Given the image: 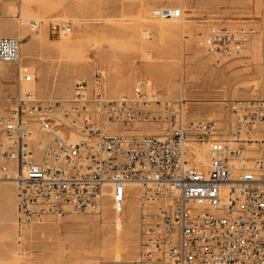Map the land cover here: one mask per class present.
I'll return each mask as SVG.
<instances>
[{
  "label": "built area",
  "instance_id": "built-area-1",
  "mask_svg": "<svg viewBox=\"0 0 264 264\" xmlns=\"http://www.w3.org/2000/svg\"><path fill=\"white\" fill-rule=\"evenodd\" d=\"M181 13L180 8H165L160 16L179 18ZM70 28L69 22H50L48 32L59 37ZM249 30L212 27L208 52H239ZM261 55L264 64V25ZM19 62L20 40L0 36V63ZM20 67L18 79L21 75L25 82L33 81L34 75ZM100 78L96 71L98 86L92 88L76 81L67 101L19 96L11 111L0 115V183L14 185L17 224L99 211L105 189H110L113 212L120 214L134 185L137 256L118 263L264 264V155L249 159L241 143L230 148L228 136L211 120L183 122L144 79L130 93L108 98ZM237 105L242 119L234 108L231 134L236 142L252 124L264 121V100ZM162 123L160 133L111 130ZM71 133L82 138L70 141ZM189 141L207 144V171L188 165L184 143ZM10 167L14 175L8 174Z\"/></svg>",
  "mask_w": 264,
  "mask_h": 264
},
{
  "label": "rangeland",
  "instance_id": "rangeland-1",
  "mask_svg": "<svg viewBox=\"0 0 264 264\" xmlns=\"http://www.w3.org/2000/svg\"><path fill=\"white\" fill-rule=\"evenodd\" d=\"M75 5L76 0H0V36L20 35L22 44L40 38L20 54L34 75L36 98L71 97L75 80L93 87L96 71L109 96L130 92L135 80L142 78L170 101V109L182 106L187 121L211 120L232 137L237 104L264 95L260 64L264 0H78L77 11ZM165 8H180L181 16L165 19L160 16ZM34 16L43 22L39 30L30 31L27 24L36 20ZM50 22L70 23L67 42L62 34L49 35ZM215 24L251 28L253 49L249 51L247 44L230 55L209 53L207 33ZM16 68L0 63V114L9 113L24 92ZM257 126L263 136L264 121ZM153 128L143 124L114 130L155 133ZM240 137L237 142L243 147L264 142L263 137L261 141L247 140V134ZM5 187L6 197L11 186ZM135 194L129 190L121 231L114 227L108 196L99 212L66 213L25 228L15 223L13 258L3 254L12 240L4 237L0 224V264H121L115 257L132 259L139 242Z\"/></svg>",
  "mask_w": 264,
  "mask_h": 264
},
{
  "label": "bare ground",
  "instance_id": "bare-ground-1",
  "mask_svg": "<svg viewBox=\"0 0 264 264\" xmlns=\"http://www.w3.org/2000/svg\"><path fill=\"white\" fill-rule=\"evenodd\" d=\"M161 10H163V9H161ZM18 17V16H17ZM163 18H165V19H178V18H172V17H163ZM20 20V19H19ZM28 20V19H27ZM37 20V19H36ZM36 20H30L29 22H28V28H29V30L30 31H37V30H39V26H41V23L43 22V21H36ZM32 22H35L36 23V25H35V27H32ZM262 25V28H263V25H264V22L261 24ZM212 27H214V28H216V27H219V25H217V24H215V25H211L210 27H209V29H211ZM227 27V26H226ZM262 28H261V30H262ZM209 29H208V33H209ZM261 30H260V35H261ZM70 31V30H69ZM69 31H67L66 33H62V37H63V39L65 38L66 39V42H67V40L69 39V34L67 35V33H69ZM249 32H250V35H249V37H248V41L244 44V46L245 45H247V44H250V46L248 47V50L250 51V50H252L253 49V45H252V43H253V36H254V31L253 30H249ZM208 33H207V39H206V43H208ZM19 36V38H20V35H18ZM12 37H15V36H12ZM15 38H17V37H15ZM19 38H17V39H19ZM244 46H243V48H244ZM59 47V46H58ZM247 50V49H246ZM22 51H23V44L22 43H20V54L22 53ZM240 51H242V49L240 50ZM239 51V52H240ZM228 53V52H227ZM238 53V52H237ZM250 53V52H249ZM219 53H217V55H218ZM226 55H230V54H226ZM260 64H261V66H262V68H263V72H264V64H263V62H262V55H261V36H260ZM20 67L21 69H25L26 71H29V68L27 67V66H25L23 63H22V59H21V55H20V62L18 63V65H17V67ZM32 74V73H31ZM33 75V74H32ZM22 76L20 75V81L19 82H23V83H21V87H23L22 89L24 90V92H22L21 94H22V96H24V95H26V94H29V97H35V95L34 94H36L35 93V87H34V80H33V82H25L22 78H21ZM263 77H264V74H263ZM138 79H142V78H138ZM138 79H136L135 80V82L134 83H136V81L138 80ZM145 80V79H144ZM76 81H79V80H75V82ZM93 87H96V85H97V83H95V81L93 80ZM145 82H146V84L147 85H150L151 86V84H150V82L149 81H146L145 80ZM101 83V82H100ZM89 86V85H88ZM98 86V85H97ZM101 86H102V83H101ZM103 87V86H102ZM89 88H92V87H89ZM132 90V89H131ZM131 90H130V92H131ZM103 91H104V93H105V95L108 97V98H117V97H119V96H121V95H123V94H126V93H121V94H119V95H116V96H109L108 94H107V92H105V90H104V87H103ZM130 92H128V93H130ZM69 99V97L68 98H62L61 100L62 101H67ZM183 99V98H182ZM181 99V100H182ZM262 100H264V95H262ZM162 101H167V102H169L170 103V101L168 100V99H162ZM239 104V103H238ZM238 107V105L236 106V108ZM237 110L239 111V112H237V116L239 117V120H241L242 119V117L240 116V111H241V109L240 108H237ZM175 111H176V113L178 114V116L180 117V119L183 121V122H185L186 121V119H185V117H184V111H183V107L182 106H180V108H176L175 109ZM0 115H4V114H0ZM235 117H236V115H235ZM241 118V119H240ZM134 125H142V124H134ZM148 125V124H147ZM150 125V124H149ZM152 127H155V128H153V130H154V132L155 133H160V132H162L163 130H164V127H165V123H162V125L161 126H158V125H151ZM36 129V128H35ZM219 129V128H218ZM111 130H114V128L112 127L111 128ZM219 130H221V129H219ZM240 130H242V132H245L246 130H243L242 128L240 129ZM257 130H258V132H257ZM36 133H38L36 130H34ZM114 131H116V130H114ZM222 131V130H221ZM243 135H245V133H243ZM36 137H37V135H36ZM261 137H263L264 138V135L263 136H261L260 135V131H259V126H257V124H252V131H250L249 133H247V139H250V140H255V139H257V140H261L262 138ZM68 138H69V140L70 141H78V140H80L82 137L80 136V135H78V134H74V133H71L69 136H68ZM228 140H229V142H228V146L230 147V148H235L236 146H238L239 144H238V142H236L235 141V139L233 138V137H228ZM260 146V147H259ZM262 148H264V142L263 143H246L245 144V146H244V149H243V155H245L246 157H248L249 159H254V158H259V157H261L262 155H264V150L262 149ZM184 149H185V158L188 160V165H192V166H194L198 171H203V172H205V171H207V169H208V167H209V164H210V159H209V155H208V146H207V144H205V143H200V142H196V141H189V142H186V143H184ZM0 164H1V159H0ZM8 174L10 175H14V170H12L11 169V167H10V169H9V172H8ZM3 185H9V186H13L14 187V185H13V183L11 182V181H4V182H2V183H0V186H3ZM129 189H132L133 190V192L134 191H136V194H135V197L137 198V200H138V189H137V187L136 186H130V188ZM108 190V191H107ZM104 197H106V196H108L109 198H110V189H105L104 190ZM104 197L103 198H101L102 199V206L100 207V211L102 210V208H103V205H104ZM111 209H112V207H111ZM91 212V211H90ZM99 212V211H98ZM73 214H78L77 212H72ZM93 213H95V212H93ZM97 213V212H96ZM114 213V217H113V224H114V227H115V229L116 230H118V231H121L122 230V223H123V217H122V213H120V214H118V213H115V212H113ZM69 214V213H68ZM45 218H48V217H45ZM44 218V219H45ZM56 218H59V217H56ZM138 218H139V204H138ZM42 222V221H41ZM134 222V221H133ZM133 222L131 223V224H133ZM15 223H16V225L19 227V228H25L26 226H19L18 224H17V220H16V217H15ZM102 223H103V221H102ZM112 224V223H111ZM31 225V224H30ZM137 251H138V249H137ZM137 256V253H136V255L132 258V259H134L135 257ZM132 259H130V260H132ZM130 260H127V261H124V260H122V259H120V258H117V257H115V261H117V262H128V261H130Z\"/></svg>",
  "mask_w": 264,
  "mask_h": 264
},
{
  "label": "crops",
  "instance_id": "crops-1",
  "mask_svg": "<svg viewBox=\"0 0 264 264\" xmlns=\"http://www.w3.org/2000/svg\"><path fill=\"white\" fill-rule=\"evenodd\" d=\"M75 8L77 11L78 0H76ZM15 14L16 13L13 14L14 18H15V16H14ZM32 18H36L39 21H42L38 16H34ZM39 39L40 38L38 36H36L33 39V41H34L33 43L27 42V43L23 44L22 53L26 49H31L36 41H40ZM20 43H21V41H20ZM34 87H35V84H34ZM0 188H1V192H0V224L3 226L4 237L11 238V240H12V242L9 245H7V249H5L3 251V254H5V256H7V257L13 258L14 251L16 250V248H15V232H16L15 231V217H16L15 189L13 186H11V191L9 192V195H6V197H5L4 196V191L6 188L5 185L1 186ZM10 231H13L12 234H10Z\"/></svg>",
  "mask_w": 264,
  "mask_h": 264
}]
</instances>
